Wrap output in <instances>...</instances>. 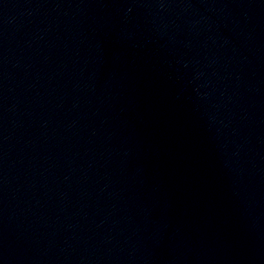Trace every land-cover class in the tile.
<instances>
[{
	"label": "water",
	"instance_id": "water-1",
	"mask_svg": "<svg viewBox=\"0 0 264 264\" xmlns=\"http://www.w3.org/2000/svg\"><path fill=\"white\" fill-rule=\"evenodd\" d=\"M0 264H264V0H0Z\"/></svg>",
	"mask_w": 264,
	"mask_h": 264
}]
</instances>
